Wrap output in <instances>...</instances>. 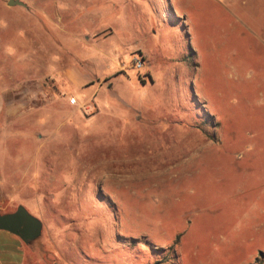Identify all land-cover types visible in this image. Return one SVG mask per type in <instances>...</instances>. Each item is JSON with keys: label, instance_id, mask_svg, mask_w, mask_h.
Here are the masks:
<instances>
[{"label": "rangeland", "instance_id": "rangeland-1", "mask_svg": "<svg viewBox=\"0 0 264 264\" xmlns=\"http://www.w3.org/2000/svg\"><path fill=\"white\" fill-rule=\"evenodd\" d=\"M8 1L0 209L43 223L25 264H264V0Z\"/></svg>", "mask_w": 264, "mask_h": 264}, {"label": "water", "instance_id": "water-1", "mask_svg": "<svg viewBox=\"0 0 264 264\" xmlns=\"http://www.w3.org/2000/svg\"><path fill=\"white\" fill-rule=\"evenodd\" d=\"M7 4L10 7H27L20 0H9ZM0 231L9 232L29 245L42 236L43 223L23 206H19L15 212L8 214L2 213L0 209Z\"/></svg>", "mask_w": 264, "mask_h": 264}, {"label": "crops", "instance_id": "crops-1", "mask_svg": "<svg viewBox=\"0 0 264 264\" xmlns=\"http://www.w3.org/2000/svg\"><path fill=\"white\" fill-rule=\"evenodd\" d=\"M25 263V243L9 232L0 231V264Z\"/></svg>", "mask_w": 264, "mask_h": 264}, {"label": "built area", "instance_id": "built-area-1", "mask_svg": "<svg viewBox=\"0 0 264 264\" xmlns=\"http://www.w3.org/2000/svg\"><path fill=\"white\" fill-rule=\"evenodd\" d=\"M136 67H137V69H142V67H143L142 60H139L138 58H136Z\"/></svg>", "mask_w": 264, "mask_h": 264}, {"label": "trees", "instance_id": "trees-1", "mask_svg": "<svg viewBox=\"0 0 264 264\" xmlns=\"http://www.w3.org/2000/svg\"><path fill=\"white\" fill-rule=\"evenodd\" d=\"M37 241V240H36Z\"/></svg>", "mask_w": 264, "mask_h": 264}]
</instances>
